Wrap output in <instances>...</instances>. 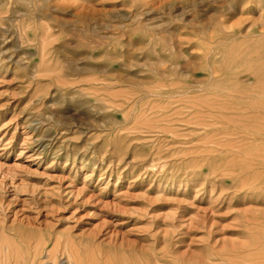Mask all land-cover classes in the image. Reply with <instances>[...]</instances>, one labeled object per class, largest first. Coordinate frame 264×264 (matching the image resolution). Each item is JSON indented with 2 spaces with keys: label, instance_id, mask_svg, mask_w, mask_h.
I'll list each match as a JSON object with an SVG mask.
<instances>
[{
  "label": "rangeland",
  "instance_id": "rangeland-1",
  "mask_svg": "<svg viewBox=\"0 0 264 264\" xmlns=\"http://www.w3.org/2000/svg\"><path fill=\"white\" fill-rule=\"evenodd\" d=\"M261 5L0 0V264H264Z\"/></svg>",
  "mask_w": 264,
  "mask_h": 264
},
{
  "label": "bare ground",
  "instance_id": "bare-ground-1",
  "mask_svg": "<svg viewBox=\"0 0 264 264\" xmlns=\"http://www.w3.org/2000/svg\"><path fill=\"white\" fill-rule=\"evenodd\" d=\"M260 4H263V5H261V6H264V0H260ZM258 6V5H257ZM259 9V8H258ZM261 10V9H260ZM263 11V10H262ZM262 16H263V14H262ZM261 25V24H260ZM163 92V91H162ZM159 94H161V92H159ZM234 102V101H233ZM203 107H205V106H203ZM169 108L171 109L172 108V106H169ZM163 109V108H162ZM207 109V108H206ZM222 110V109H221ZM218 111V110H217ZM172 112V111H171ZM208 112V111H207ZM170 113V112H169ZM235 113V112H234ZM202 119V118H201ZM204 121V120H203ZM203 121L202 122H199V123H202V124H205V123H203ZM144 123V122H143ZM196 125V124H195ZM233 127L234 126H232V129H233ZM228 129H231V128H229L228 127ZM234 130V129H233ZM262 131V130H261ZM260 131V132H261ZM259 133V132H258ZM262 133L263 132H261V134H260V137H261V135H262ZM228 136V135H227ZM262 136H264V134L262 135ZM264 138V137H263ZM206 140V139H205ZM240 140V139H239ZM255 140V139H254ZM229 142H231V141H229ZM254 142H256V141H254ZM241 143V142H240ZM219 146V145H218ZM230 146L232 147L233 145L232 144H230ZM242 147V146H241ZM231 150V149H230ZM31 264V263H30ZM55 264V263H54ZM62 264H63V262H62Z\"/></svg>",
  "mask_w": 264,
  "mask_h": 264
}]
</instances>
